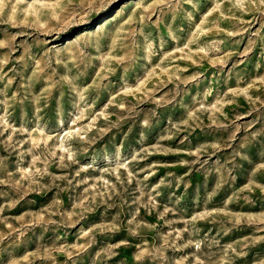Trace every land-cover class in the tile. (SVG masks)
I'll list each match as a JSON object with an SVG mask.
<instances>
[{"label": "rangeland", "instance_id": "rangeland-1", "mask_svg": "<svg viewBox=\"0 0 264 264\" xmlns=\"http://www.w3.org/2000/svg\"><path fill=\"white\" fill-rule=\"evenodd\" d=\"M0 264H264V0H0Z\"/></svg>", "mask_w": 264, "mask_h": 264}]
</instances>
